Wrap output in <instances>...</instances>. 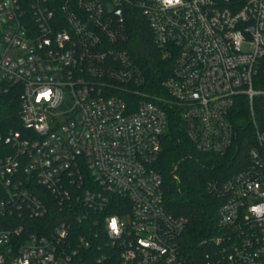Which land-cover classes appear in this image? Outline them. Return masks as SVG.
Here are the masks:
<instances>
[{
  "label": "built area",
  "instance_id": "1",
  "mask_svg": "<svg viewBox=\"0 0 264 264\" xmlns=\"http://www.w3.org/2000/svg\"><path fill=\"white\" fill-rule=\"evenodd\" d=\"M144 21L166 95L126 48ZM263 58L264 0H0V264H199L154 165L170 114L228 155L242 101L256 142L208 185L218 232L200 246L205 264H264Z\"/></svg>",
  "mask_w": 264,
  "mask_h": 264
},
{
  "label": "trees",
  "instance_id": "2",
  "mask_svg": "<svg viewBox=\"0 0 264 264\" xmlns=\"http://www.w3.org/2000/svg\"><path fill=\"white\" fill-rule=\"evenodd\" d=\"M126 48L147 77L146 90L151 94L166 95L162 81L169 73L170 66L161 59L145 21L134 25ZM253 86L264 91V58L254 77ZM254 111L264 129V94L255 98ZM249 114V105L242 101L236 115L239 126L237 146L226 156L198 152L179 117L170 114L169 127L162 140V151L154 167L163 177L168 210L186 219L182 241L191 258L196 254L199 264H205L204 253L207 250L200 243L218 232V208L221 200L210 193L208 185L211 182L226 181L247 164L248 151L256 142L253 129L248 123ZM173 172L179 175V183L174 179ZM191 262L193 264V260Z\"/></svg>",
  "mask_w": 264,
  "mask_h": 264
},
{
  "label": "clouds",
  "instance_id": "3",
  "mask_svg": "<svg viewBox=\"0 0 264 264\" xmlns=\"http://www.w3.org/2000/svg\"><path fill=\"white\" fill-rule=\"evenodd\" d=\"M165 2L168 4H171V3H173V0H165ZM177 2H178V0H177Z\"/></svg>",
  "mask_w": 264,
  "mask_h": 264
},
{
  "label": "snow or ice",
  "instance_id": "4",
  "mask_svg": "<svg viewBox=\"0 0 264 264\" xmlns=\"http://www.w3.org/2000/svg\"><path fill=\"white\" fill-rule=\"evenodd\" d=\"M113 227H115V223H113Z\"/></svg>",
  "mask_w": 264,
  "mask_h": 264
}]
</instances>
